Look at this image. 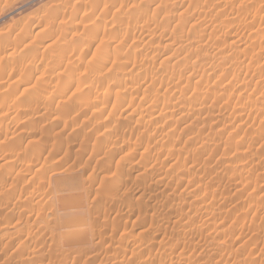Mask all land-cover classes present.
I'll return each mask as SVG.
<instances>
[{
	"label": "rangeland",
	"instance_id": "374dc122",
	"mask_svg": "<svg viewBox=\"0 0 264 264\" xmlns=\"http://www.w3.org/2000/svg\"><path fill=\"white\" fill-rule=\"evenodd\" d=\"M222 1L0 0V264H264V0Z\"/></svg>",
	"mask_w": 264,
	"mask_h": 264
},
{
	"label": "bare ground",
	"instance_id": "6f19581e",
	"mask_svg": "<svg viewBox=\"0 0 264 264\" xmlns=\"http://www.w3.org/2000/svg\"><path fill=\"white\" fill-rule=\"evenodd\" d=\"M197 1H198V0H197ZM225 1H226V0H224V2H225ZM218 2H219V1H218ZM220 2H221V1H220ZM220 2H219V3H220ZM222 2H223V1H222ZM224 2H223V3H224ZM219 3H218V4H219ZM226 3H227V1H226ZM227 4H228V3H227ZM222 5H223V4H222ZM224 5L227 6L226 4H224ZM221 9H223V8H221ZM221 9H220V10H221ZM217 10H218V9H217ZM218 12H219V10H218ZM222 12H223V10H221V13H222ZM227 12H228V11H227ZM228 14H229V13H228ZM222 15H223V13H222ZM226 16H227V15H226ZM226 16H224V17H226ZM226 18H227V17H226ZM201 21H202V20H201ZM203 21H204V20H203ZM205 21H207V20H205ZM228 21H229V20H228ZM198 22H199V21L194 22V23L191 24V27L193 26L192 29L195 30V29H198V28H199V26H198ZM209 22H211V21L208 20V23H209ZM195 23H197V24H195ZM199 23H200V22H199ZM203 23H204V22H203ZM206 23H207V22H206ZM206 23H205V25H206ZM222 23H225V21L222 22ZM222 23H221V24H222ZM193 24H195L196 26H194ZM200 24H202V23H200ZM211 24H212V23H211ZM209 26H210V25H209ZM194 27H195V28H194ZM200 27H201V26H200ZM204 27L207 28L208 26H204ZM148 28H149V27H148ZM148 28H143L142 34H143L144 36H149L150 33L152 34V32H150V30H149ZM206 28H205V29H206ZM151 29H152V28H151ZM202 29H204L203 26H202ZM205 29H204V30H205ZM194 30H193V31H194ZM198 30H201V29H198ZM153 32H154V31H153ZM197 32H198V31H196V33H197ZM200 32H201V31H200ZM140 33H141V32H140ZM152 35H153V34H152ZM232 36H233V35H232ZM149 37H151V35H150ZM141 38H142V37H141ZM144 39H145V38H144ZM146 39H150V38H147V37H146ZM150 40H151V39H150ZM143 41H144V40H143ZM146 41H149V40H146ZM250 42H251V41H250ZM250 42H249V43H250ZM255 42H256V41H255ZM255 42H253L252 45H253ZM249 46H250V44H249ZM141 48H142V47H141ZM144 59H145V58H144ZM144 59H143V61H144ZM146 59H148V58H146ZM146 59H145L146 62H149V61H150V59H148L149 61H147ZM143 61H142V62H143ZM144 63H145V62H144ZM144 63H143V64L141 63V64L144 65ZM239 65H240V64H239ZM241 65H242V63H241ZM141 67H143V66H141ZM262 69H264V67H263ZM121 72H122V71H121ZM121 72H120V74H118V76L120 77V75H121V78H122V77L125 76V74L122 76L123 72H122V73H121ZM262 72H263V71H262ZM116 76H117V75H116ZM118 76H117V77H114L113 79H112V78L110 79V81H109V83H108V85H107L108 88H113V87H115V85H116V83H117V78H119ZM122 79H124V78H122ZM118 81H119V80H118ZM119 82H120V81H119ZM117 84H118V83H117ZM107 86H106V87H107ZM136 86H138V84H137ZM139 86H140V84H139ZM8 88H9V86L7 87V89H8ZM106 89H107V88H106ZM9 90H10V89H9ZM9 90H6V92L9 91ZM1 91H2V90H1ZM115 91H116V90H114V93H115ZM3 92H4V91H3ZM3 92H2V93H3ZM109 92L111 93V89H110ZM14 93H15V92H14ZM116 93H117V91H116ZM5 94H6V93H5ZM14 96H15V95H14ZM5 98H6V97H5ZM12 98H13V96H12ZM15 98H16V97H15ZM154 98H156V97H154ZM6 99H8V98H6ZM6 99H3V100H6ZM13 99H14V98H13ZM107 99H108V97H107ZM153 100H156V99H153ZM0 101H2V99H1ZM16 102H17V101H16ZM3 103H4V102H3ZM34 103H35V102H34ZM96 103H97V102H96ZM0 104H1V103H0ZM15 104H16V103H15ZM19 104H20V102H19ZM1 106H3V105L1 104ZM14 106H15V105H14ZM17 106H19L18 103H17ZM22 106H23V105H22ZM14 108H16V106H15ZM98 108H99V107H98ZM126 109H127V107H126ZM128 109H129V106H128ZM128 109H127V110H128ZM177 109H178V108H177ZM177 109H174V110H177ZM191 110H192V109H191ZM8 111H10V110H8ZM11 111H12V109H11ZM15 111H16V110H15ZM15 111H14V113H15ZM195 111H196V110H195ZM124 112H125V110H124ZM128 112H129V114H130V111H128ZM128 112L126 113L127 115H128ZM171 112H172V111H171ZM6 113H7V112H6ZM27 113H28V112H27ZM144 113H145V112H144ZM7 114H8V113H7ZM12 114H13V113H12ZM16 114H17V113H16ZM30 114H31V113H30ZM142 114H143V113H142ZM145 114H146V113H145ZM172 114H173V113H172ZM174 114H176V113L174 112ZM5 115H6V114H5ZM26 115H27V114H26ZM127 115H126V116H127ZM143 115H144V114H143ZM11 116H12V115H11ZM27 116H28V115H27ZM155 117H156V116H155ZM196 141H197V140H196ZM194 142H195V141H194ZM263 143H264V142H263ZM260 146H261V145H259L257 148H259ZM261 147H262V146H261ZM155 150H156V148H155ZM250 151H251V150H250ZM246 152H247V151H246ZM250 153H252V152H250ZM255 155H256V153H255ZM252 156H253V155H252ZM255 157H257V156H255ZM258 157H259V156H258ZM261 157H263V156H261ZM197 158H198V157H197ZM24 159H25V158H24ZM249 159H250V158H249ZM258 160H260V159H258ZM5 161H6V160H5ZM195 161H197L196 158H195ZM8 162H12V161H7V163H8ZM22 162H23V161H22ZM25 162L28 163L27 160H25ZM192 162H193V161H192ZM7 163H6V164H7ZM204 163H205V162H204ZM251 163H253V162H251ZM254 163H255V162H254ZM23 164H25V163H23ZM263 164H264V163H263ZM25 165L28 166L29 164H25ZM191 165H194V164H191ZM251 166H252V165H251ZM255 166H256V165H255ZM257 166H258V165H257ZM261 166H262V165H261ZM152 167H153V166H151L150 168H152ZM154 167H155V166H154ZM154 167H153V168H154ZM204 167H205V165H204ZM252 167H253V166H252ZM27 168H28V167H27ZM27 168H26V169H27ZM153 168H152V170H151L152 172L150 171L151 174H152V173L154 174L153 170H154L155 168H154V169H153ZM145 170H146V169H145ZM149 170H150V169H149ZM156 170H157V168H156L154 171H156ZM244 170H245V169H244ZM205 171H206V170H205ZM245 171H247V170H245ZM150 172H148L147 174H149ZM242 172H243V171H242ZM145 173H146V172H145ZM143 174H144V173H143ZM147 174H146V175H147ZM215 174H216V173H215ZM140 175H142V174H140ZM206 175H207V174H206ZM206 175H205V176H206ZM208 175L210 176L209 173H208ZM208 175H207V176H208ZM216 176H217V175H216ZM117 177H118V176H117ZM145 178H146V177H145ZM212 178H213V177H211L210 179H212ZM118 179H119V178H118ZM213 179H214V178H213ZM236 184H237V183H236ZM136 190H137V189H136ZM163 191H165V189H164V190L161 189V191H159L160 193L158 192V193H156V194L164 193ZM192 191H193V190H192ZM162 195H163V194H162ZM165 195H166V194H165ZM167 196H168V195H166L165 197H167ZM165 197H163V198H165ZM169 197H170V196H169ZM169 197H168V198H169ZM170 198H171V197H170ZM170 198H169V199H170ZM166 199H167V198H166ZM166 199H164V202H165ZM169 199H168V200H169ZM168 200H166V201H168ZM156 201H157V200H155V202H156ZM158 202H159V201H158ZM158 202H157V203H158ZM162 202H163V201H162ZM157 203H156V204H157ZM162 204H165V203H162Z\"/></svg>",
	"mask_w": 264,
	"mask_h": 264
}]
</instances>
